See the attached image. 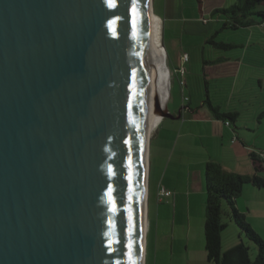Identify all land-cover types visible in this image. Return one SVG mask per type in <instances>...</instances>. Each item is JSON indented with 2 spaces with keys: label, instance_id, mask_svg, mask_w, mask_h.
Masks as SVG:
<instances>
[{
  "label": "water",
  "instance_id": "water-1",
  "mask_svg": "<svg viewBox=\"0 0 264 264\" xmlns=\"http://www.w3.org/2000/svg\"><path fill=\"white\" fill-rule=\"evenodd\" d=\"M149 16V0H0V264H141L153 72L173 118Z\"/></svg>",
  "mask_w": 264,
  "mask_h": 264
},
{
  "label": "rangeland",
  "instance_id": "rangeland-1",
  "mask_svg": "<svg viewBox=\"0 0 264 264\" xmlns=\"http://www.w3.org/2000/svg\"><path fill=\"white\" fill-rule=\"evenodd\" d=\"M159 1L156 0L155 4V13L158 15L159 13ZM207 2H212L213 4L220 3L222 4L224 0H206ZM230 3L235 4L237 0H229ZM168 4L176 5L178 7L177 11L183 21H189L190 18L194 17L196 12L201 16L200 13V0H167ZM232 6L233 4H230ZM175 8V7H174ZM229 8V7H228ZM264 10V3L256 9ZM175 12V10H173ZM172 13V11H171ZM216 19H221L220 22H213L209 25L203 22L201 19V25L204 29H209L212 31V35L223 26V19L221 16H214ZM185 26V28H184ZM165 26H162V44L165 47V52L168 54V51L171 50V46L173 42L172 32L169 29H165ZM183 44L185 50L189 49L188 41L193 40L190 39L195 35H198L194 32V27L191 23H187L186 25L180 24L177 29L178 35L181 36V31H183ZM252 30V31H251ZM240 29L236 31L232 30H224L217 37V41H225L228 43H234L238 45L249 47V51L247 53V58L249 59V66H241L238 65L237 61L234 63H227L228 65L224 67L225 73L220 72V69H217L218 72H212V74H208L209 79V91L211 94V100L214 107H218L222 114L237 111L239 112V117L235 123H231L230 127H227L229 133V138L222 142L218 140L216 145H212L210 147V155L216 159L218 156L223 158H227L228 160L233 159V157L238 155L241 160L242 169H245V163L249 162V154L251 151L260 152L264 150V118L258 119L259 114L264 111V28H259L258 26H254L252 29ZM254 32V33H253ZM249 45V46H248ZM217 54H222L220 51ZM223 52V51H222ZM230 58L238 59L239 56H242V49H233L228 51L227 53ZM169 55V54H168ZM185 56V55H184ZM184 56L182 58V62H184ZM208 59V58H207ZM177 70L184 69L185 74L177 73L169 58L166 55V65L167 70L170 76V89H169V100L167 102V110L168 114L173 118H176L175 113L179 112L181 108L187 106L189 104L188 97L189 88H187L186 82L188 81V73L195 76L194 78H189L190 83L196 82L201 79L202 90L206 92L205 83H204V71H203V62L202 58L200 60L199 69L194 67L193 71H190V67L188 65H184ZM226 75V76H225ZM225 78L230 81L232 85L231 93L229 94L230 98L224 99V96L221 93L223 88L222 78ZM261 83V85H260ZM186 91V92H185ZM187 99V101H185ZM194 99V98H193ZM206 109H209V106L206 105ZM173 118L168 117L164 118V123L162 121L159 123V132L160 137L161 134L168 128H173L174 133L170 135L168 138L158 139L154 130V133L150 136V144L152 150V161L155 160V154H161V159L165 161L166 164L169 163L172 153V147H182L184 143H187V139H185V133H188L190 130L195 129V127L191 124H184L181 121L173 122ZM156 135V137H155ZM180 136V137H179ZM152 137V138H151ZM230 137H237L236 146L240 148L239 153L235 154L229 153L227 149L223 148L222 144H230ZM244 141L245 145L242 143ZM207 141L202 137H194L191 135L189 137V145L190 147L196 146L197 148H201L203 145L207 146ZM169 152V155H168ZM167 155L169 158H167ZM159 156V155H158ZM166 156V158H165ZM208 157V156H205ZM159 158V157H158ZM166 159V160H165ZM177 159V154L174 156L173 162ZM198 160V159H196ZM251 167V164L249 162ZM172 164V170H173ZM153 175H150V196L148 199L149 202V229L147 231L146 237V255H145V264H154V260L156 257L154 251V243L156 238V226L159 224L160 226V242L161 246L169 244L168 253L164 254L160 251L158 255V264H172V261L175 260L174 264H178L176 261L179 259V256L176 255L173 257L171 254V239L169 237V243L165 242V237L168 231L172 228V224L168 221L169 210L171 211V206L167 210L168 205H160L157 202V197L155 196L156 188L153 184ZM225 209V208H224ZM237 209L240 213L245 215L247 223L251 225V227L260 235L262 240L264 241V189H258L253 187L252 185H245L243 189L242 195L237 199ZM165 210V211H164ZM167 210V211H166ZM205 214L206 211L204 209L199 212V210L193 206L191 212V225H192V245L195 246L198 243V239L201 235V239L205 241L204 238V226H205ZM186 221L187 216L178 217L177 222V233L181 235L182 232V224L180 220L182 219ZM224 223L227 224L226 229L222 233V251L225 252L228 249L243 243L247 247L250 248V257L252 260H255L257 256V248L253 242H251L240 230V228L231 221L227 216L223 218ZM187 231H189L188 226L185 227ZM179 239V238H178ZM195 242V243H194ZM178 243V242H177ZM197 245V244H196ZM181 257V256H180Z\"/></svg>",
  "mask_w": 264,
  "mask_h": 264
},
{
  "label": "crops",
  "instance_id": "crops-1",
  "mask_svg": "<svg viewBox=\"0 0 264 264\" xmlns=\"http://www.w3.org/2000/svg\"><path fill=\"white\" fill-rule=\"evenodd\" d=\"M229 0H224L222 4L216 3L213 4L212 2H207L206 0H200V13L201 16L196 12L195 16L190 18L189 21H183L177 11L178 7L175 5L168 4L167 0H160L159 1V13L158 15L155 13V4L156 0H152V9L154 13L160 18L161 25L165 26V29H169L173 34L171 40L173 45L171 46V50L166 53L167 57L169 58L170 62H172L175 70L179 69L183 66L182 58L184 55L188 56V61L184 64L185 66L188 65L190 71L194 70L196 66L199 69L200 60L202 58L203 62V71H204V83L206 92L202 90V82L199 76L198 81L190 83L189 78H194L192 74L188 73V78L186 82V87L189 88V95L187 106H184L180 109L179 112L175 113L176 118H173V122H179L182 120L184 124H191L195 127V129L190 130L188 133H185L187 139V143H184L182 147H172V153L170 161L168 164L161 159V154H155V160L152 161V150L151 144L149 148V185H148V199L150 196V175H153V184L156 188L155 196L157 197V202L160 205H168L171 206V211L169 210L168 221L172 224V228L170 233L168 231L165 237V242L169 243L171 239V254L174 256L180 255L179 259L176 261L178 264H210L207 260V253L205 250V241L201 239V235L198 239V243L195 246L192 245V225H191V212L192 207L195 206L199 212L201 210L206 211V192H205V181H204V173L206 165L209 161H215L220 163L224 170L230 173L240 174V175H253L254 174V167L252 161L249 156V162L245 163V169H242L241 160L239 159L238 155L234 156L233 159L228 160L227 158H223L218 156L216 159L213 157L211 158L210 155V147L216 145L218 140L224 142L229 137V133H227L228 129L224 123L217 119L214 113L211 111L210 107L206 109L207 101L211 100V94L209 91V79L208 74H212V72H218L217 69H220V72L225 73L224 67H226L227 63H234L237 61L238 65L242 67L249 66V59L247 58V53L250 50L249 47L246 46L242 48V56L240 55L239 58L236 60L234 58H230L227 54L228 52H222V54H217L219 51L209 45L207 43L208 38L212 35V31L209 29H204L201 25V19L206 25L211 23L220 22L221 19H216L213 16V12L218 9L228 8ZM233 4V3H230ZM175 10V12H173ZM172 11V13H171ZM187 23H191L194 27V32L198 35L193 36L188 41L189 49L185 50L183 40V31H181V36L178 35L177 29L179 28L180 24L186 25ZM185 28V26H184ZM249 46V45H248ZM208 58V59H207ZM248 62V63H247ZM226 76V75H225ZM225 76L222 78L223 81V88L221 90L224 99L230 98L229 94L231 93L232 85L230 81H228ZM195 79V78H194ZM261 85V83H260ZM186 92V91H185ZM194 98V99H193ZM169 100V97H168ZM209 106V105H208ZM212 106H214L212 104ZM220 112L218 107H215ZM168 111V110H167ZM237 112V111H233ZM221 113V112H220ZM229 113V112H228ZM239 113V112H237ZM162 121V120H161ZM160 121V122H161ZM165 120L162 121L164 123ZM159 124L156 127V135L158 139L161 138H168L170 135L174 133L173 128L166 129L162 134L161 137L159 136L161 132H159ZM154 133V132H153ZM155 135V137H156ZM203 137L206 140L207 146L203 145L201 148H197L196 146L190 147L189 145V137ZM153 136V135H152ZM180 137V136H179ZM152 138V137H151ZM237 137H230V144H222L221 146L229 153H236L240 151V148L236 146ZM244 145V141L242 142ZM264 151V150H262ZM207 152V154H205ZM177 154V159L173 162L174 156ZM159 155V156H158ZM169 155V152H168ZM167 155V158H169ZM250 155V154H249ZM208 156V157H205ZM159 157V158H158ZM166 158V156H165ZM198 159V160H196ZM166 160V159H165ZM173 166V170L172 168ZM164 188L170 192L172 195L170 197L160 198L159 192ZM166 210V211H167ZM165 211V210H164ZM148 214H149V202H148ZM243 214V213H242ZM187 216L186 221L182 219L180 223L182 224V232L181 235L177 233V222L178 217ZM147 231L149 229V216L147 220ZM186 226H188L189 231L186 230ZM160 226L159 224L156 226V238L154 245V251L156 254L154 264H158V255L160 251L164 254L168 253L169 251V244L161 246L160 242ZM147 237V236H146ZM170 237V239H169ZM179 238V239H178ZM178 242V243H177ZM195 243V242H194ZM146 261V259H145ZM175 263V260L172 261V264Z\"/></svg>",
  "mask_w": 264,
  "mask_h": 264
},
{
  "label": "trees",
  "instance_id": "trees-1",
  "mask_svg": "<svg viewBox=\"0 0 264 264\" xmlns=\"http://www.w3.org/2000/svg\"><path fill=\"white\" fill-rule=\"evenodd\" d=\"M262 3L264 0H237L229 8L215 10L213 16H221L224 24L208 38L207 43L224 52L244 48L243 45L217 41L216 37L224 30H251L254 26L264 28V10H256ZM207 104L215 117L224 121L225 125L228 122L231 126V123H235L239 117L237 112L220 113L210 101H207ZM262 118H264V111L258 117V119ZM249 156L254 167L253 175L227 172L220 163L215 161H209L206 165L204 238L207 260L210 264H264V241L247 223L245 215L237 209V199L242 195L245 185L250 184L258 189H264V151H251ZM224 216L233 221L241 232L255 244L257 248L255 260L250 257V248L243 243L225 252L222 251V233L227 227L223 221Z\"/></svg>",
  "mask_w": 264,
  "mask_h": 264
},
{
  "label": "bare ground",
  "instance_id": "bare-ground-1",
  "mask_svg": "<svg viewBox=\"0 0 264 264\" xmlns=\"http://www.w3.org/2000/svg\"><path fill=\"white\" fill-rule=\"evenodd\" d=\"M152 1L149 0V10H150V26H151V50L157 56H159L162 60L167 78H168V96L165 102V107L167 111V102L169 97V89H170V76L167 70L166 65V52L162 44V25L160 18L154 13L152 9ZM149 82V101H148V123L146 126L145 134L146 140L150 138L160 121L162 120L164 111L162 109V97L165 91V86L162 82H160L159 78L157 77V73L153 72L150 74L148 79ZM168 112V111H167ZM147 143V142H146ZM147 165V160H146ZM147 184V181L146 183ZM146 186V185H145ZM146 192L147 189L145 188ZM145 192L144 196V237L142 243V262L144 264V257H145V232L147 230V219H146V211H147V193Z\"/></svg>",
  "mask_w": 264,
  "mask_h": 264
},
{
  "label": "built area",
  "instance_id": "built-area-1",
  "mask_svg": "<svg viewBox=\"0 0 264 264\" xmlns=\"http://www.w3.org/2000/svg\"><path fill=\"white\" fill-rule=\"evenodd\" d=\"M188 61V56L187 55H185L184 56V62L183 63H186ZM177 73H181L182 75L183 74H185V70L182 68V69H180V70H177L176 71ZM226 126H230L229 125V123L228 122H226ZM234 142L236 141L235 139L233 140ZM172 195V192H170V191H168V190H166V189H164V188H162L161 190H160V192H159V196H160V198L162 199V198H165V197H170Z\"/></svg>",
  "mask_w": 264,
  "mask_h": 264
}]
</instances>
